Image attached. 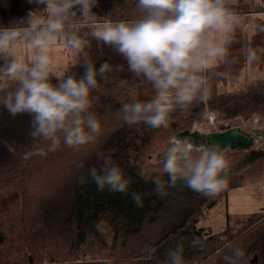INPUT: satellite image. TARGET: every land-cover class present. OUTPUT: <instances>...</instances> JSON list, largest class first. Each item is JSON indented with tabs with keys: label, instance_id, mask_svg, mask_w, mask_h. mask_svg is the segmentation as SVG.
Wrapping results in <instances>:
<instances>
[{
	"label": "trees",
	"instance_id": "16d2710c",
	"mask_svg": "<svg viewBox=\"0 0 264 264\" xmlns=\"http://www.w3.org/2000/svg\"><path fill=\"white\" fill-rule=\"evenodd\" d=\"M242 1L237 4L241 22L232 33L229 47V59L235 63L217 64L207 98L192 104L167 129H152L143 123L129 127L118 118L122 104L133 99L148 101L155 94L142 98L140 81L127 71L123 58L90 37H84L91 42L85 52L94 64L123 65V71L108 74V84L98 77L100 88L93 93L98 99L91 111L100 120L102 131L94 144L78 150L61 144L59 150L44 157L23 159L24 153L34 152L46 142L29 135L31 117L24 114L13 118L0 107V264H54L84 259H107L111 264H164L167 250L178 243L184 245L188 264H223L220 256L227 243L245 251L260 248L264 254V212L252 214L249 223L236 232L227 227L215 233L203 227L201 221L223 198L222 193L206 198L178 184L161 197L149 179L156 175L167 179L161 162L154 158L171 137L191 131L194 122L203 120L208 110L218 113L219 122L237 117L248 120L257 114L264 126V51L258 52L259 59L254 61L263 68L245 59L249 48L264 50V14ZM130 2L128 7L126 0H100L93 9L95 15L87 22H99L109 11L112 14L111 8L117 4L126 11L129 8L130 13L113 14L114 20L133 19L138 15L137 0ZM32 7L27 0H0V25L24 18ZM87 30L82 29V33ZM57 47L62 53L68 52L62 44ZM73 55L71 51L66 53L68 67L57 70L82 73L81 56ZM248 69L261 71L250 73L241 87L231 89L232 79ZM122 80L127 83L121 85ZM4 141L14 146V153ZM99 152L104 153L105 161L97 158ZM227 156L231 162L229 176L239 174L264 160V144L230 150ZM106 162L120 166L131 178L129 193L143 194L142 206H137L130 194L98 191L90 178L79 182V177H87L88 168L95 166L99 171ZM103 218L112 227L110 242L102 235ZM194 240L200 243L194 245Z\"/></svg>",
	"mask_w": 264,
	"mask_h": 264
},
{
	"label": "clouds",
	"instance_id": "9594fccd",
	"mask_svg": "<svg viewBox=\"0 0 264 264\" xmlns=\"http://www.w3.org/2000/svg\"><path fill=\"white\" fill-rule=\"evenodd\" d=\"M27 2L33 7L24 18L0 25V107L13 118L31 117L29 135L46 142L24 153L23 159L44 157L61 144L78 150L100 136L101 122L91 111L98 99L93 95L100 88L98 77L108 84V74L123 71V65L94 64L85 52L91 42L84 37L110 47L136 80L146 81L154 90L148 101L133 99L121 105L118 118L129 127L143 123L152 129H167L192 104L207 98L219 62L235 63L229 59V47L241 22L237 0H137L135 18L114 20L109 11L96 23L87 21L95 15L93 9L100 0ZM61 44L81 56L79 75L53 71L52 49ZM260 51L264 50L247 49L246 61L258 60ZM4 144L15 152L13 145ZM227 153L219 144L197 145L190 138H172L161 158L167 179L161 175L149 178L155 193L164 197L169 194L167 189L182 184L203 197H216L229 186ZM97 158L105 161L104 153H97ZM88 178L98 191L130 194L142 206L143 194L129 193L132 180L120 166L106 162L99 171L90 167L79 182ZM258 186L264 188V184ZM224 248L223 264H249L244 248L232 243ZM164 264H188L184 245L169 248Z\"/></svg>",
	"mask_w": 264,
	"mask_h": 264
},
{
	"label": "rangeland",
	"instance_id": "374dc122",
	"mask_svg": "<svg viewBox=\"0 0 264 264\" xmlns=\"http://www.w3.org/2000/svg\"><path fill=\"white\" fill-rule=\"evenodd\" d=\"M242 0H237L235 5L237 9V4L241 3ZM128 7L132 5L130 0H126ZM243 2V1H242ZM112 9V15H129L130 10L128 11L124 9L123 5L117 4ZM60 47L55 46L52 49V55L54 59L53 70H57V67L60 68L62 66L68 67L69 56L66 57V53ZM66 49V48H65ZM65 53V54H64ZM73 54V53H72ZM74 57V55H73ZM221 63V62H219ZM218 63V64H219ZM254 65L257 68H263L261 63L254 62ZM261 71V69H248L245 72L234 79H232V83L229 86L231 89L239 88L244 84L245 77H247L250 73L255 75L256 71ZM251 71V72H250ZM154 90L151 85L146 81L141 83L140 81V96L142 98L153 96ZM210 114H214L216 117V121L214 125H210V121L208 119ZM260 115L254 114L250 119L244 120L242 118H234L226 120L225 122L218 121V113L214 110H208L205 118L203 120L195 121L191 131H197L196 129H202L206 132H218L227 127L239 126L243 130L254 133L255 128H261L264 131V126L261 124ZM195 124L197 126L194 129ZM256 136H258L256 134ZM176 137V136H174ZM171 137L161 149L159 155H157L153 161L161 162V158L163 153L166 151L167 146L172 140ZM264 144V139L261 137L256 138V142L254 147L257 148ZM230 151V150H228ZM264 160L254 162L250 166H248L244 172L229 176V186L227 190L222 192L223 197L218 204L209 211V214H205L204 218L201 221V225L203 227H213L214 229L220 228V226H225V228L229 227L231 231L236 232L241 228H244L246 224L249 223L250 217L255 212H264V188L259 187L258 185L264 184ZM227 194V195H226ZM226 195V196H225ZM102 235L105 241H111L113 231L110 226L107 218L102 219ZM260 248H256L255 250L246 251L247 257L249 259V264H264V254L259 250Z\"/></svg>",
	"mask_w": 264,
	"mask_h": 264
},
{
	"label": "water",
	"instance_id": "95a60500",
	"mask_svg": "<svg viewBox=\"0 0 264 264\" xmlns=\"http://www.w3.org/2000/svg\"><path fill=\"white\" fill-rule=\"evenodd\" d=\"M176 137L190 138L197 145L203 143L219 144L228 150H237L254 147L257 137L264 139V131L261 128H255L254 133H251L240 127H232L224 131L207 134H201L197 131H186Z\"/></svg>",
	"mask_w": 264,
	"mask_h": 264
},
{
	"label": "crops",
	"instance_id": "0c3cea01",
	"mask_svg": "<svg viewBox=\"0 0 264 264\" xmlns=\"http://www.w3.org/2000/svg\"><path fill=\"white\" fill-rule=\"evenodd\" d=\"M244 3H246L247 5H250L252 7H258L260 8V5L262 4V2H264V0H243ZM211 211V210H209ZM209 211H207V214H209ZM211 228V227H208ZM215 233H219L224 231L226 228L225 226H220V228H216L214 229L213 227L211 228ZM54 264H111L110 261L106 260H90V259H84V260H79L76 262H70V263H54Z\"/></svg>",
	"mask_w": 264,
	"mask_h": 264
},
{
	"label": "built area",
	"instance_id": "2783aa9c",
	"mask_svg": "<svg viewBox=\"0 0 264 264\" xmlns=\"http://www.w3.org/2000/svg\"><path fill=\"white\" fill-rule=\"evenodd\" d=\"M260 9L262 10V14H264V2H262V4L260 5ZM208 119H209V121H210V125H211V124H212V125L215 124V121H216L215 119H216V117H215L214 114H210L209 117H208ZM196 126H197V124H195L194 129H195ZM234 127H239V126H234ZM229 128H232V127H227V129H229ZM227 129L224 128V129H222V130H220V131H224V130H227ZM196 130H197V132H200L201 134L211 133V131L206 132V131H204V130H202V129H199V128H197ZM194 131H195V130H194ZM218 132H219V131H218Z\"/></svg>",
	"mask_w": 264,
	"mask_h": 264
}]
</instances>
